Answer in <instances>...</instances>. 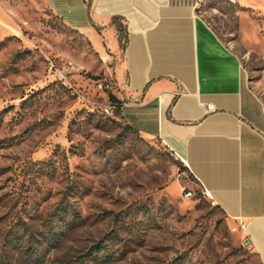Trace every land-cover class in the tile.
I'll list each match as a JSON object with an SVG mask.
<instances>
[{
    "label": "rangeland",
    "instance_id": "1",
    "mask_svg": "<svg viewBox=\"0 0 264 264\" xmlns=\"http://www.w3.org/2000/svg\"><path fill=\"white\" fill-rule=\"evenodd\" d=\"M240 11L201 9L263 91L264 25L246 41ZM114 92L45 0H0V264H261L185 165L120 121Z\"/></svg>",
    "mask_w": 264,
    "mask_h": 264
},
{
    "label": "crops",
    "instance_id": "2",
    "mask_svg": "<svg viewBox=\"0 0 264 264\" xmlns=\"http://www.w3.org/2000/svg\"><path fill=\"white\" fill-rule=\"evenodd\" d=\"M207 1L45 0L112 71L120 121L183 163L264 264V90L202 15ZM235 6L247 41L264 0Z\"/></svg>",
    "mask_w": 264,
    "mask_h": 264
},
{
    "label": "built area",
    "instance_id": "3",
    "mask_svg": "<svg viewBox=\"0 0 264 264\" xmlns=\"http://www.w3.org/2000/svg\"><path fill=\"white\" fill-rule=\"evenodd\" d=\"M228 2L230 4H233V5H237L238 4V0H228ZM121 106H122L121 103H115L114 105H112V107L115 108V109H117L118 107L121 108ZM211 109L212 108H209L210 111H211ZM184 193L186 195V198H188V199H191V198L194 197V193H192V192L185 191ZM203 194L213 202V197H212L211 193L207 189L203 190ZM244 229H245V225L243 223H240L238 228H234L233 229V232L236 233V232H238V230H244Z\"/></svg>",
    "mask_w": 264,
    "mask_h": 264
},
{
    "label": "trees",
    "instance_id": "4",
    "mask_svg": "<svg viewBox=\"0 0 264 264\" xmlns=\"http://www.w3.org/2000/svg\"><path fill=\"white\" fill-rule=\"evenodd\" d=\"M111 99L113 100V101H117L116 100V98L114 97V96H112L111 97ZM116 110H120V108L118 107ZM127 127V129H130V130H133L131 127H129V126H126ZM134 131V130H133ZM135 132V131H134ZM136 133V132H135ZM100 251V250H99ZM100 257H103L104 258V260H106V259H108V256L107 255H105V254H103L102 256H100Z\"/></svg>",
    "mask_w": 264,
    "mask_h": 264
},
{
    "label": "water",
    "instance_id": "5",
    "mask_svg": "<svg viewBox=\"0 0 264 264\" xmlns=\"http://www.w3.org/2000/svg\"><path fill=\"white\" fill-rule=\"evenodd\" d=\"M245 244H248V243H245Z\"/></svg>",
    "mask_w": 264,
    "mask_h": 264
}]
</instances>
